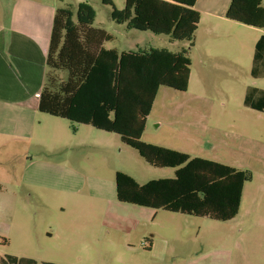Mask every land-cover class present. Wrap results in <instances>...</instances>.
Here are the masks:
<instances>
[{
  "label": "rangeland",
  "instance_id": "1",
  "mask_svg": "<svg viewBox=\"0 0 264 264\" xmlns=\"http://www.w3.org/2000/svg\"><path fill=\"white\" fill-rule=\"evenodd\" d=\"M14 1L33 9L52 12L61 7L75 13L80 3H88L96 13L93 27L112 37L105 49L191 50L188 90L160 88L142 141H160L162 147L243 167L246 190L264 184V123L255 124L256 113L244 107L251 87L264 88V80L251 75L254 41L263 30L225 23L219 34H213L204 15L189 49L187 40L116 23L111 18L113 6L103 0ZM111 1L116 9L125 8L126 0ZM12 11L10 18L7 12L8 21ZM117 172L140 185L175 177L174 168L150 165L117 134L41 112L23 113L15 122L0 117V264H9L8 256L39 264L237 261L233 240L242 236L233 232L234 221L119 202ZM248 195L245 201L254 198L253 191ZM257 223V241L264 247V218ZM248 225L243 238L251 250L256 247L251 243L256 239L255 220Z\"/></svg>",
  "mask_w": 264,
  "mask_h": 264
},
{
  "label": "trees",
  "instance_id": "2",
  "mask_svg": "<svg viewBox=\"0 0 264 264\" xmlns=\"http://www.w3.org/2000/svg\"><path fill=\"white\" fill-rule=\"evenodd\" d=\"M103 3L113 6L112 20L126 24L130 30L166 34L172 40L191 42V48L194 45L201 19L195 9L197 0H126L123 10L116 9L111 0ZM226 18L264 31V0H231ZM95 19L96 13L88 3H80L76 13L71 8L56 9L39 112L117 134L150 165L175 169L174 178L144 185L117 172L119 202L215 221L234 219L247 182L245 172L142 141L160 88L188 90L189 50L105 49L104 43L112 37L93 27ZM251 75L264 78V34L255 45ZM244 103L263 111L264 92L250 88ZM6 261L39 264L34 259L15 256H8Z\"/></svg>",
  "mask_w": 264,
  "mask_h": 264
},
{
  "label": "crops",
  "instance_id": "3",
  "mask_svg": "<svg viewBox=\"0 0 264 264\" xmlns=\"http://www.w3.org/2000/svg\"><path fill=\"white\" fill-rule=\"evenodd\" d=\"M230 3L231 0H197L195 9L201 16L197 31L204 20V15L208 17V28L213 34H219L218 30L223 29L225 23L242 26V24L226 18ZM20 4V1L10 0L9 2L8 0H0V117H3L4 120L9 117L13 122H15L17 118H21L23 113L39 112V99L47 73L46 61L56 10L52 9V12H50L44 7L42 9H33L30 6H25V4ZM11 9L13 10V14L8 21L7 12L10 18ZM35 10L37 12H35ZM261 36L262 35H259L254 41V49ZM190 51L189 57L191 59V64H193ZM227 62L229 61L226 60V63ZM257 79L264 80V78ZM251 88L264 92V88ZM246 95L244 97V102ZM257 96L258 95L254 96L256 102L258 98ZM244 107L245 109L256 113L257 119L255 124L264 123V110L259 111L252 109L247 107L245 103ZM151 114L152 111L147 118L145 131ZM146 142L150 144L154 143L151 141ZM154 144L165 146L163 143H160V141ZM166 147L172 148L173 150L175 149L176 151H182L192 158L198 157L197 155L192 156L186 150L183 151L177 147ZM228 166L244 172L243 167L236 165ZM246 186L247 182L243 188L242 201L238 215L229 221L235 222L236 227L233 232L237 234V236L242 237L238 240H233L235 247L233 249V257H235L237 261H234L233 263L229 262L228 264H264V247H260V242L257 241L260 227L257 220L259 221V219L264 218V184H256L250 190H246ZM251 191L254 192V198L245 201V197H248V193ZM251 220H255V231L253 234L256 236L255 241H252L251 243L256 247L255 249L247 250L246 240L243 237L247 235V232L249 233L250 227L248 224ZM247 256L250 259H247Z\"/></svg>",
  "mask_w": 264,
  "mask_h": 264
}]
</instances>
